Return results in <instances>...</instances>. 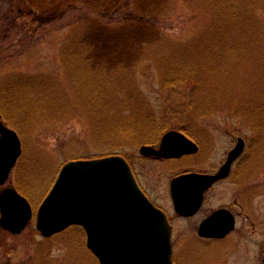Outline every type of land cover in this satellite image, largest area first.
I'll list each match as a JSON object with an SVG mask.
<instances>
[{
  "label": "rangeland",
  "instance_id": "1",
  "mask_svg": "<svg viewBox=\"0 0 264 264\" xmlns=\"http://www.w3.org/2000/svg\"><path fill=\"white\" fill-rule=\"evenodd\" d=\"M89 4L0 0V88L17 85L29 99L57 102L37 119L20 116L15 126L8 125L23 153L3 187L24 195L36 212L66 162L122 155L149 192L167 202L173 177L219 168L242 138L241 165L248 173L232 176L211 195L218 204L233 191L252 212L254 225L241 226L216 245H176L175 256L177 264H263L264 0H102L103 15ZM162 55L171 58L174 69L184 63L201 66L198 98L215 105L212 113L192 120L186 112L180 124L172 120L193 82L183 83L177 95L162 92ZM111 70L116 84L129 86L123 98L125 91L117 88L121 101L111 91ZM112 107L122 108L124 127L110 125ZM145 116L155 119L149 135L138 140L114 135L144 125ZM170 130H184L200 150L176 161L143 160L140 147L159 144ZM187 226L177 222L178 232ZM86 239L78 226L46 239L34 216L19 235L0 227V264H99Z\"/></svg>",
  "mask_w": 264,
  "mask_h": 264
},
{
  "label": "water",
  "instance_id": "2",
  "mask_svg": "<svg viewBox=\"0 0 264 264\" xmlns=\"http://www.w3.org/2000/svg\"><path fill=\"white\" fill-rule=\"evenodd\" d=\"M239 138L216 175L188 173L175 178L171 189L176 209L183 215L199 209L203 193L229 175L243 153ZM199 146L179 131H169L159 149L141 146L140 153L158 158H178L198 152ZM22 154L17 132L0 119V186L5 184ZM191 199V203H186ZM34 215L29 200L13 188L0 193V227L19 235ZM71 226H80L87 247L99 264H174L171 229L166 215L145 196L132 169L120 155L67 162L36 212V229L45 238ZM206 224L201 227V234ZM225 229L224 234L231 230ZM220 234L221 236H224Z\"/></svg>",
  "mask_w": 264,
  "mask_h": 264
},
{
  "label": "trees",
  "instance_id": "3",
  "mask_svg": "<svg viewBox=\"0 0 264 264\" xmlns=\"http://www.w3.org/2000/svg\"><path fill=\"white\" fill-rule=\"evenodd\" d=\"M85 1L86 2L89 1L90 3L89 5L91 7L94 8L95 6V8H97V11L101 10V12L98 11L99 14L103 15V12L106 10V9H102L101 7L102 0H85ZM116 5H117V1L114 2L112 6H116ZM222 28L224 29V27ZM158 59H159L158 69L161 72L160 82H161L162 92L170 91L173 95H177L176 91L180 88V86H182L183 83L189 80L193 82L192 90L190 92V95L188 96V99H186V97H183V100L182 99L180 100V104L175 107V110H173L172 120H175L177 124H180L184 118L188 117V116L186 117V115L184 114L186 112L190 113L189 118H191L192 120H196L199 117L208 115L214 111L215 105L211 101H208L207 98L206 99L198 98L200 94L199 91L201 88L200 87L201 81H200V76H199V73L201 71V66L198 63L197 64L194 63L193 65H190L189 63H184L182 65V68H180L179 70V69H174L171 66L170 62L172 60L170 57L168 58L162 55ZM113 73H114V70H111L110 74H111L112 80H111L110 87H111V91L115 92L116 98L119 100V96L121 95V92L118 91L117 88L122 89V91H125L122 95V98H123L127 96L129 86L128 85L125 86L122 84L121 85L116 84V82L114 81L115 78H114ZM130 87L132 90H134L133 84ZM23 90H26V89L25 88L22 89L21 87L17 85L9 86L7 84L0 88V117L2 118V120H4V122L7 125L15 126L14 124L18 121L16 119L20 118V116L21 118L24 119V121H27L28 119H32V120L37 119L38 118L37 115H39V112L44 113V108L46 106H48L51 109V107H55V105L57 104L56 100L54 99H46V101L52 100V102H49V104H47L48 102L46 101L43 102V100H41V102L39 103L37 101L29 99L26 96L27 94H23ZM112 99H115V98L113 97ZM115 105L117 107V104ZM172 106L173 105H171V107ZM116 107H112V110H111L112 116H111L110 125L112 126L113 129L121 128L122 126L124 127V124L120 122V116H121L120 111L123 105L117 111H114ZM29 108H31V111H29L30 110ZM25 111H28L27 114H25ZM146 116L143 119L145 120L144 125H136L132 127L130 126L128 129L126 130L123 129L121 132L115 131L114 135L119 137L120 139L121 137H123L122 139H126L129 137L131 139L132 138L137 139V140L141 139L142 136H145V134L149 133L147 130V127H149V125L150 126L155 125V123L151 122L152 120L153 122L155 121L154 117L151 116L146 119ZM169 117L166 116V118H169ZM185 133L189 135L187 132ZM143 139L145 140L146 138L143 137Z\"/></svg>",
  "mask_w": 264,
  "mask_h": 264
},
{
  "label": "flooded vegetation",
  "instance_id": "4",
  "mask_svg": "<svg viewBox=\"0 0 264 264\" xmlns=\"http://www.w3.org/2000/svg\"><path fill=\"white\" fill-rule=\"evenodd\" d=\"M182 133L186 134L184 131L179 130ZM187 135V134H186ZM188 136V135H187ZM189 137V136H188ZM191 138V137H189ZM192 139V138H191ZM193 140V139H192ZM161 143V140H160ZM159 144H153L154 148H159ZM246 149V146H245ZM245 149L241 156L236 159L233 164L231 165L230 173L227 177L222 178L215 183H213L209 188H207L203 193L202 203L198 210L193 212L192 214L183 215L179 213L176 209L175 205V198L173 195V191L171 189V183L172 181L184 174L191 173L189 171L187 172H181L177 174L175 177L172 178V181L170 183V192L169 196L166 197L167 202H164L163 199L161 200L159 197H155L152 195L151 192L146 188L145 181L141 179L136 171L134 170V167L129 159L127 161L129 162L131 169L134 173V176L137 180L138 185L140 186L141 190L145 194V196L156 206L158 209H160L167 218V221L170 225L171 229V242L173 246V262L174 264H177L176 262V245H184L192 241H197L199 243L205 244L206 247L210 246L211 244L216 245L219 242L225 241L230 238V236L235 233L236 231L240 230L239 228L242 226L243 228L249 227L254 225V221L252 220V217L250 213L252 212L245 211L244 206L242 203L238 201V195L231 192H225V195L221 196L218 204H216L213 201V195H211V192L216 187L222 185L225 181L229 180L232 176L235 177H242L245 174L248 173V168L246 165H241V161L243 159V154L245 152ZM229 154V153H228ZM184 158V156H181L179 158H158L157 156H144L141 155V158L145 161H158V162H165V161H176L181 158ZM228 158V156H227ZM227 159L224 161V163L221 164L219 168H215L213 171L209 172H203L201 174H207V175H216L221 167L226 163ZM198 173V172H196ZM5 188L3 186L0 187V192H2ZM230 195V201H227L224 203V198L228 197ZM186 203H191V199H186ZM177 222L180 223H187V229L183 232V234L179 233L177 230ZM203 224H206V227L204 228L203 234H201V227ZM231 230L224 234L225 229H227L229 226H231ZM220 234L224 236L220 237ZM263 264H264V257H263Z\"/></svg>",
  "mask_w": 264,
  "mask_h": 264
}]
</instances>
